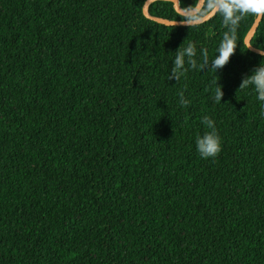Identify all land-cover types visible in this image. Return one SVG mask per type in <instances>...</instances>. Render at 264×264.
Listing matches in <instances>:
<instances>
[{"label": "trees", "instance_id": "16d2710c", "mask_svg": "<svg viewBox=\"0 0 264 264\" xmlns=\"http://www.w3.org/2000/svg\"><path fill=\"white\" fill-rule=\"evenodd\" d=\"M145 2L0 0V264H264V117L239 88L264 59L245 42L258 14L216 73L175 80L176 50L211 60L229 28L219 12L172 27ZM211 3L148 10L182 21ZM204 116L215 158L195 148Z\"/></svg>", "mask_w": 264, "mask_h": 264}, {"label": "clouds", "instance_id": "9594fccd", "mask_svg": "<svg viewBox=\"0 0 264 264\" xmlns=\"http://www.w3.org/2000/svg\"><path fill=\"white\" fill-rule=\"evenodd\" d=\"M210 8H214L220 13L225 25L229 28V31L224 34V37L219 44L214 57L209 60L207 53L201 49L200 54L203 56V61L197 64L194 57L197 56V48L189 43L181 50L175 51L173 58V64L171 66L168 79L177 80L179 76L186 71V65L192 68L206 69V71L212 70L216 73L217 69L222 68L233 54L237 42H236V26L239 20L244 14H262L264 13V0H212L209 5ZM176 21L173 22L172 27L175 26ZM182 23L191 26L192 19L185 17L182 19ZM252 44L247 43L246 49ZM258 55L264 57V47H257ZM264 59L260 63L250 70V74L245 75L239 88H251L255 92L257 102L260 104V116L264 117ZM218 85V84H217ZM223 93L221 87L218 85L214 100L221 103V97ZM180 104L186 105L188 101L181 94ZM201 123L208 129L202 135H199L195 139V148L200 158L209 159L215 158L222 149V141L219 136L215 122L208 116H204L201 119Z\"/></svg>", "mask_w": 264, "mask_h": 264}, {"label": "water", "instance_id": "95a60500", "mask_svg": "<svg viewBox=\"0 0 264 264\" xmlns=\"http://www.w3.org/2000/svg\"><path fill=\"white\" fill-rule=\"evenodd\" d=\"M153 1H155V0H146V2L144 3V6H143V12L148 18L153 19V20H155L157 22L166 24V25H172L174 21H176L175 25H186V24L182 23V21H180V20H170V19H167V18H164V17H159V16L152 15L149 12L148 7H149L150 3H152ZM170 1L174 2L175 8L181 14L186 15V16H191V15L197 13L202 8L205 0H199L197 5L194 8H192V9H183L180 6V1L179 0H170ZM217 12L218 11H216L213 8L208 14L204 15L203 17L197 18V19H192V21H193L192 24L206 21V20L210 19L211 17H213ZM263 15H264V13L257 15L254 24L252 25V27L250 28V30L248 31V33L246 35V39H245L246 44L247 43H251L252 37L254 36V34L256 33V31L258 29V26H259V24H260V22H261V20L263 18ZM249 49H251L252 51L257 53V48L254 47L253 45H251L249 47Z\"/></svg>", "mask_w": 264, "mask_h": 264}]
</instances>
